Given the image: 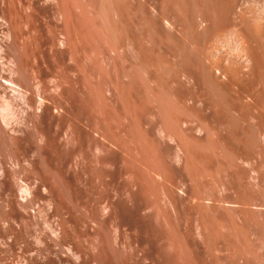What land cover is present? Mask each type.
I'll return each mask as SVG.
<instances>
[{
    "label": "rangeland",
    "instance_id": "obj_1",
    "mask_svg": "<svg viewBox=\"0 0 264 264\" xmlns=\"http://www.w3.org/2000/svg\"><path fill=\"white\" fill-rule=\"evenodd\" d=\"M115 1L0 0V264H264V79L182 86Z\"/></svg>",
    "mask_w": 264,
    "mask_h": 264
},
{
    "label": "bare ground",
    "instance_id": "obj_2",
    "mask_svg": "<svg viewBox=\"0 0 264 264\" xmlns=\"http://www.w3.org/2000/svg\"><path fill=\"white\" fill-rule=\"evenodd\" d=\"M112 1L110 0V2H112ZM123 1L127 2V0H122V2ZM135 1H137L136 4H138L139 1H141V0H135ZM143 1L146 2V0H143ZM153 1H155V0H153ZM153 1L151 3H153ZM115 2H117V0ZM151 3H149V4H151ZM157 3L159 4V5L157 4L159 6L158 10L159 11L161 10L160 15L162 14L161 16L164 17V20L169 21V23L167 21V23H168L167 27H168V29H170V31L166 27L167 32L169 31V34H168V35H170L169 38H172L171 37V34H172V36L175 35L177 37V39L175 38L176 40H178V39L182 40L183 39L184 41L182 40L181 42H184V45L180 44V42H178L179 40L176 42V43H179L180 45H183V47H184V50H180L181 49L180 48L178 52L182 51L185 53V51H187L185 53L186 54L185 56H187V53L189 55V57H188L189 60H187L188 63L184 62V64L180 65L179 63H177L178 61H176V68H174L175 66L174 67L172 66V65H174L173 62H172V65H170L171 61L169 62L165 59L167 61V64L164 61V64L166 66L165 65H163V66L166 69H163L162 72L164 70H167L168 75L171 74L169 76L173 75L172 80L176 78L178 83L182 84V86H184L183 84H185V85H192V87H193V85L197 86V87L198 86L206 87V88H208L207 89L208 91L211 90L212 92H214V94L217 93L216 96L222 98V100L223 99L228 100L227 98H236V100L238 99L237 101H240V102L244 98H246L247 94H249L250 88H252V90H254L253 87H255V85L257 86L259 82L261 83L263 81L262 79H264V0H158ZM143 4H142V8H143ZM124 5L126 6L125 7L126 10H128L130 6L127 7V5H129V4L127 3V5H126V3H125ZM138 5L140 6V4H138ZM153 5L156 6L155 4H153ZM114 6H115V4H114ZM144 6H145V11H146L147 6L145 4H144ZM151 6H152V4H151ZM154 6H152V7H154ZM158 6H156V7H158ZM116 7H118V5ZM152 7H151V9H152ZM140 8H141V6H140ZM142 8H141V10H142ZM154 9H155V7H154ZM154 9H152V12L154 11ZM159 11H158V13H159ZM130 13H132V12L130 11ZM154 14L155 13H153V15ZM135 15H136V13H135ZM128 18H130V17H128ZM131 19H132V17H131ZM158 19H159V21L161 20L160 18H158ZM142 21H144V19ZM157 21L155 20V22H157ZM161 21H163V18ZM161 21L159 22V24L163 26L165 21H163V24ZM146 23H147V21H146ZM159 24L157 26H159ZM165 24H166V22H165ZM165 24H164V26H166ZM147 25H148V23H147ZM150 25H151V22H150ZM152 25H154V24H152ZM129 28H131V27H129ZM162 28H164V27H162ZM162 28H161V31H163ZM157 29H160V28L157 27ZM166 30H164V32H163L164 34H165ZM158 31L159 30H157L156 32H158ZM150 32H152V31H150ZM158 33H160V31ZM148 37H149V35H148ZM164 38H166V36H164ZM173 39H170V40L172 41ZM175 39H174V43H175ZM127 40H129V39H127ZM162 42L160 44H162ZM169 42L170 41L168 40V43ZM131 44H129V45H131ZM180 45H178V46H180ZM154 48H155V46H154ZM162 48H164V47H161L160 49H162ZM165 50H168V48H166ZM172 52H173V50H172ZM175 52H174V54L178 53V52H176V53ZM182 52H180V53L182 54ZM161 54H163V53L161 52ZM167 54H169V53L167 52ZM174 56H172V57H174ZM154 57H155V55H154ZM131 58H134V57H131ZM163 58H164V56H163ZM175 58L177 59V57H174V59ZM182 58H183V56H182ZM184 59L186 60L187 58H184ZM184 59H182V60H184ZM135 60H136V58H135ZM139 61H140V59H139ZM177 64H178V66L180 65L179 68L177 67ZM155 66H156V64H155ZM149 68H151V67H149ZM145 71H147V70H145ZM154 72H156V71H154ZM164 73H166V71ZM167 73H166V75H167ZM143 74H144V72H143ZM155 74L153 76H155ZM148 77H150V76H148ZM128 78H130V77H128ZM164 79H165V77H164ZM176 84H177V82H176ZM149 85H151V84H149ZM155 85L157 86L156 83H155ZM177 85H174V86H177ZM197 87H196V89H197ZM176 88H178V87H176ZM194 89H195V87H194ZM179 90H181V89H179ZM257 90H258V88H257ZM169 91L171 92V90H169ZM170 92H168V94H170V97H173ZM250 95H251V93H250ZM249 96H247V97H249ZM200 97H201V95H200ZM200 99H199V101H200ZM168 100H169V98L167 99V101ZM222 100H220V101H222ZM216 101H218V100H216ZM220 101H218V102H220ZM244 101L245 100H243L242 102L244 103ZM169 104H170V102H169ZM215 105L216 104H214V106ZM246 105L248 106V104H246ZM257 105H256V107H257ZM226 108H228V107L226 106ZM166 109H167V107H166ZM262 109H264V108H262ZM165 112H168V111H165ZM165 112H164V114H167ZM170 115H171V113H170ZM167 116H169V115L167 114ZM167 119H168V117H167ZM240 120H241V118H240ZM168 121H170V120H168ZM237 121H239V119L238 120L232 119L231 121L228 120V123L232 122V124H233V123H236ZM257 121H255V122H257ZM242 124H244V122ZM134 127H136V126H134ZM258 127H257V125L255 127V129L257 128L256 133L259 134L260 136L261 135L264 136V129H258ZM137 128H139V127H137ZM253 129H254V127H253ZM232 131L233 130H231V132ZM237 131L238 130H236V132ZM138 132H135V133H138ZM250 135H248V136H250ZM261 138H263V137H261Z\"/></svg>",
    "mask_w": 264,
    "mask_h": 264
}]
</instances>
